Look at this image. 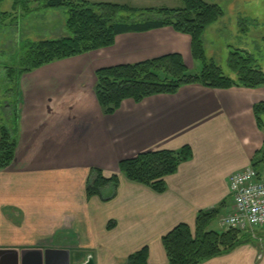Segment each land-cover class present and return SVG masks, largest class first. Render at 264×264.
Wrapping results in <instances>:
<instances>
[{
    "label": "crops",
    "instance_id": "crops-1",
    "mask_svg": "<svg viewBox=\"0 0 264 264\" xmlns=\"http://www.w3.org/2000/svg\"><path fill=\"white\" fill-rule=\"evenodd\" d=\"M172 53L190 69L191 36L170 26L129 31L111 46L21 76L16 154L0 170V250H7L1 264H15V251L48 249L68 251L69 264H127L145 245L151 264H167L162 236L179 223L194 229L200 211L218 209L209 228L223 230L221 219L232 208L229 176L252 165L264 146L254 112L264 85L187 84L139 102L126 98L110 114L95 93L98 69ZM185 145L193 154L165 178L163 192L119 170L122 159ZM94 169L117 174L118 186L88 197ZM254 233L259 238L248 232L249 241L200 264H264V226Z\"/></svg>",
    "mask_w": 264,
    "mask_h": 264
},
{
    "label": "trees",
    "instance_id": "trees-1",
    "mask_svg": "<svg viewBox=\"0 0 264 264\" xmlns=\"http://www.w3.org/2000/svg\"><path fill=\"white\" fill-rule=\"evenodd\" d=\"M3 1L0 0V16L10 14L1 10ZM182 1V7L138 8L89 0H22L27 12L33 10L31 2H37L36 9L66 8V26L71 34L29 44L18 67L13 69L14 75L21 77L51 62L111 46L119 33L170 26L191 36L192 57L203 63L202 69L191 71L179 53L98 69L95 93L104 113H113L126 98L139 102L155 94L176 93L187 84L198 83L211 88H255L264 85V70L257 58L248 51L235 49L230 52L227 66L235 77L225 73L221 66L207 58L204 33L223 16L222 7L210 0ZM17 3L14 0V9L18 8ZM254 112L259 126L264 128V102L255 104ZM16 123L17 108L13 106L7 121L3 119L0 122V170L8 167L15 158L18 145ZM192 154L189 145L178 150L147 151L120 160L119 170L128 179L163 192L166 190L165 178L175 173L179 165L190 159ZM252 166L256 169L264 167V146L255 154ZM93 171L96 176L87 185L88 197L102 196L103 189L110 184L118 186L117 174L106 177L100 169ZM218 214V209L202 210L197 215L194 229L187 223H179L164 234L162 243L168 257L167 264H200L229 253L250 240L247 232L238 229H210ZM127 264H151L149 247L145 245L131 253Z\"/></svg>",
    "mask_w": 264,
    "mask_h": 264
},
{
    "label": "rangeland",
    "instance_id": "rangeland-1",
    "mask_svg": "<svg viewBox=\"0 0 264 264\" xmlns=\"http://www.w3.org/2000/svg\"><path fill=\"white\" fill-rule=\"evenodd\" d=\"M90 2H112L131 7H182V0H89ZM219 4L224 14L204 33L206 55L221 66L225 73L234 77L227 66L231 51L241 49L252 53L264 70V0H210ZM18 8L11 9L12 0H4L2 11L10 14L0 16V119L7 121L11 108L19 98L20 76L14 75L15 68L25 48L42 39H58L70 35L66 26V8L36 9L26 11L22 0ZM190 69L198 72L202 62L193 61ZM264 118V116H263ZM245 232V231H243Z\"/></svg>",
    "mask_w": 264,
    "mask_h": 264
},
{
    "label": "built area",
    "instance_id": "built-area-1",
    "mask_svg": "<svg viewBox=\"0 0 264 264\" xmlns=\"http://www.w3.org/2000/svg\"><path fill=\"white\" fill-rule=\"evenodd\" d=\"M228 184L232 208L221 219V227L252 232L259 238L254 229L264 226V171L248 166L231 174Z\"/></svg>",
    "mask_w": 264,
    "mask_h": 264
},
{
    "label": "water",
    "instance_id": "water-1",
    "mask_svg": "<svg viewBox=\"0 0 264 264\" xmlns=\"http://www.w3.org/2000/svg\"><path fill=\"white\" fill-rule=\"evenodd\" d=\"M7 250H0V253H5ZM15 264H30L31 256L37 254L34 264H50L52 260H57L62 264H69L68 251L65 250H51L45 252L43 250H23L21 252L15 251ZM56 255V256H55ZM1 264V262H0Z\"/></svg>",
    "mask_w": 264,
    "mask_h": 264
}]
</instances>
